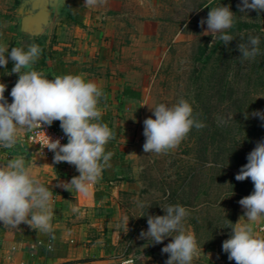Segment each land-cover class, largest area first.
Masks as SVG:
<instances>
[{
  "label": "rangeland",
  "instance_id": "374dc122",
  "mask_svg": "<svg viewBox=\"0 0 264 264\" xmlns=\"http://www.w3.org/2000/svg\"><path fill=\"white\" fill-rule=\"evenodd\" d=\"M219 3L230 6L235 22L255 24L228 30L234 39L227 46L200 23ZM239 4L240 0H124L113 6L120 23L106 74L113 66L118 81V91L110 95L119 102L111 126L118 144L128 151L121 178L129 183L123 204L131 213L135 242L129 253L136 264H166L168 254L161 248L171 237L152 244L140 232L147 230V215H163L161 207L169 204L189 209L184 226L195 234L202 256L193 264H228L222 242L230 235L228 225L236 222L239 200L253 191L250 178L237 181L235 176L247 163V154L264 139V122L251 115L264 111V11L240 13ZM256 35L261 38V54L247 60L238 45ZM181 97L190 101L204 126L193 127L167 152L144 153L143 121L152 116L150 108L161 102L174 104ZM200 156L202 165L196 161ZM138 200L151 206L141 210ZM258 231L264 235V227ZM208 245L213 248L206 249Z\"/></svg>",
  "mask_w": 264,
  "mask_h": 264
},
{
  "label": "clouds",
  "instance_id": "9594fccd",
  "mask_svg": "<svg viewBox=\"0 0 264 264\" xmlns=\"http://www.w3.org/2000/svg\"><path fill=\"white\" fill-rule=\"evenodd\" d=\"M84 2L88 7H96L102 0ZM238 8L240 13L255 10L259 14L264 11V0H240ZM200 23L207 25L206 32L217 34L216 39L225 46L234 39L228 31L235 23V13L229 5L219 3L211 7ZM260 44V36H249L246 43L238 45L241 56L254 60L261 54ZM41 52L36 43H21L9 48L0 42V69L7 70L11 61V72L18 74L10 91L11 102L4 95L7 85L0 82V147L12 148L20 141L21 132L36 127L42 129L58 120L67 143H61L59 138L52 139L43 131L45 139L39 155H44L43 147H46L53 153V163L67 162L75 166L79 175L61 186L86 196L90 187L102 178L104 170L111 167L113 156L106 146L114 133L102 122V110L98 107L103 89L82 74L67 73L48 78L33 67ZM150 109L152 116L143 121L144 153L167 152L177 147L193 127L204 126L194 116L190 101L183 97L174 104L161 102ZM251 115L264 122V111L255 110ZM246 160L235 179L250 178L253 191L238 203L244 209L242 217L255 222L264 217V139L256 143ZM49 185L33 174L23 155L0 161V222L11 227L27 224L43 234L53 232L54 209ZM150 206L137 201L141 210ZM161 208L163 215H147L148 227L146 231L141 230L140 237L152 244L171 237L161 248L162 253L168 254L166 264H193L195 258L202 256L195 234L184 226L189 209L180 204ZM72 211L75 213L79 209L73 207ZM128 221L129 216L123 217L122 223L127 230ZM228 226L230 235L222 242V251L228 260L236 264H264V235L257 234L252 223L236 222ZM123 264H133V260L126 259Z\"/></svg>",
  "mask_w": 264,
  "mask_h": 264
},
{
  "label": "crops",
  "instance_id": "0c3cea01",
  "mask_svg": "<svg viewBox=\"0 0 264 264\" xmlns=\"http://www.w3.org/2000/svg\"><path fill=\"white\" fill-rule=\"evenodd\" d=\"M122 1L102 0L96 7H88L84 0H59L49 12V24L39 35H31L21 29L20 0H0V42L9 48L40 42L47 52L46 64L37 65L36 61L33 67L50 79L73 73L95 81L104 93L98 105L102 119L112 131L111 120L119 102L110 99V95L118 91V81L113 66H109L110 75L106 73L108 59L115 53V26L120 23L113 6ZM8 74L0 82L7 85L4 95L11 102L10 91L18 74ZM57 125L60 127L59 121ZM113 144L106 148L113 152L111 167L104 170L86 196L61 186L79 175L75 166L41 158L21 141L12 148L0 147V161L23 155L33 174L50 184L54 209L53 232L49 234L23 223L11 227L0 222V264H121L124 258L132 256L129 249L135 238L131 213L123 204V193L129 183L121 178L128 151L116 138ZM73 207L79 211L74 213ZM243 214L241 207L236 222L252 223L260 235L258 228L263 229L264 217L249 222ZM125 216H129L128 230L122 223Z\"/></svg>",
  "mask_w": 264,
  "mask_h": 264
},
{
  "label": "water",
  "instance_id": "95a60500",
  "mask_svg": "<svg viewBox=\"0 0 264 264\" xmlns=\"http://www.w3.org/2000/svg\"><path fill=\"white\" fill-rule=\"evenodd\" d=\"M59 0H20L18 14L21 29L31 35H39L50 22L49 12ZM64 1V0H60Z\"/></svg>",
  "mask_w": 264,
  "mask_h": 264
},
{
  "label": "built area",
  "instance_id": "2783aa9c",
  "mask_svg": "<svg viewBox=\"0 0 264 264\" xmlns=\"http://www.w3.org/2000/svg\"><path fill=\"white\" fill-rule=\"evenodd\" d=\"M48 135L52 139H60L61 143H67V137L63 133L62 129L59 127H49V126H42V129L39 127H36L28 132H21V143L22 145L27 148L30 152L37 154L41 158H44L46 160H53V153L49 151L46 147H43V153L44 155H39V150H41L43 146V140L45 139V135ZM41 144V145H40ZM126 259H132L133 264H136L134 262V259L132 257L124 258L121 261V264H123V261Z\"/></svg>",
  "mask_w": 264,
  "mask_h": 264
},
{
  "label": "trees",
  "instance_id": "16d2710c",
  "mask_svg": "<svg viewBox=\"0 0 264 264\" xmlns=\"http://www.w3.org/2000/svg\"><path fill=\"white\" fill-rule=\"evenodd\" d=\"M71 15V14H70ZM252 26H255V24H249V23H247V22H235L234 23V25H233V27L231 28V29H229V30H238V29H246V28H250V27H252ZM36 44H38L39 45V47L42 49V52H41V55H40V57H39V59L37 60V65H44V64H46V55H47V52H46V49H45V47L44 46H42V44L40 43V42H35ZM12 62L11 61H9V63L7 64V66H6V69L7 70H5V69H0V81L1 80H4L5 81V79H6V76L7 75H9L8 73H10L11 72V67H12ZM60 65H63V63H60ZM102 122L103 123H105V121L102 119ZM57 123H58V120L57 121H53V123H52V125L51 126H49V127H52V128H55V127H59L58 125H57ZM60 128V127H59ZM221 137H222V135L221 134H219V136H218V142H221L222 140H221ZM115 136H114V138L113 139H111L110 141H109V143H108V145L106 146V148L107 147H109V146H113L114 144H113V140H115ZM198 141L199 142H203V140H202V137H200L199 139H198ZM236 155V154H235ZM239 156H242V155H240L239 154ZM204 160V158L202 157V156H200V158H197L196 159V161H197V163L199 164V165H202V163H204L205 161H203ZM228 191H235L234 189H231L230 188V190H228ZM186 206H187V204H185ZM4 231V230H3ZM213 248V246L212 245H208L207 247H206V249H212ZM228 259V258H227ZM228 264H236V262L234 261V260H228Z\"/></svg>",
  "mask_w": 264,
  "mask_h": 264
}]
</instances>
